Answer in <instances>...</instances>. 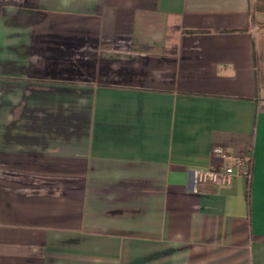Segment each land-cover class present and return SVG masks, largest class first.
I'll list each match as a JSON object with an SVG mask.
<instances>
[{
    "label": "crops",
    "instance_id": "0c3cea01",
    "mask_svg": "<svg viewBox=\"0 0 264 264\" xmlns=\"http://www.w3.org/2000/svg\"><path fill=\"white\" fill-rule=\"evenodd\" d=\"M0 264H264V0H0Z\"/></svg>",
    "mask_w": 264,
    "mask_h": 264
},
{
    "label": "built area",
    "instance_id": "2783aa9c",
    "mask_svg": "<svg viewBox=\"0 0 264 264\" xmlns=\"http://www.w3.org/2000/svg\"><path fill=\"white\" fill-rule=\"evenodd\" d=\"M213 152L222 158L230 157V154L220 146H215ZM236 162L238 164L236 170L232 166H225L220 169H201L198 172V180L201 182L210 181L222 185L228 184L236 172L247 173V170L243 169V160L237 159Z\"/></svg>",
    "mask_w": 264,
    "mask_h": 264
}]
</instances>
